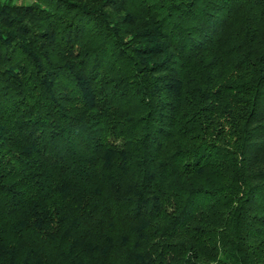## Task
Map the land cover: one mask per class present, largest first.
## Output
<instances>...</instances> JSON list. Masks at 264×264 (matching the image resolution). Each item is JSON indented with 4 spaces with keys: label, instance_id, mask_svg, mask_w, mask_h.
<instances>
[{
    "label": "trees",
    "instance_id": "1",
    "mask_svg": "<svg viewBox=\"0 0 264 264\" xmlns=\"http://www.w3.org/2000/svg\"><path fill=\"white\" fill-rule=\"evenodd\" d=\"M0 264H264V0H0Z\"/></svg>",
    "mask_w": 264,
    "mask_h": 264
}]
</instances>
